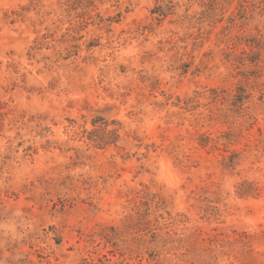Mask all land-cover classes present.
<instances>
[{"label":"rangeland","instance_id":"1","mask_svg":"<svg viewBox=\"0 0 264 264\" xmlns=\"http://www.w3.org/2000/svg\"><path fill=\"white\" fill-rule=\"evenodd\" d=\"M0 264H264V0H0Z\"/></svg>","mask_w":264,"mask_h":264}]
</instances>
